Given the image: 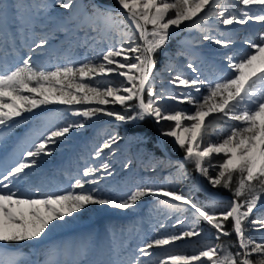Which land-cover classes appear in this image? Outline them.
Wrapping results in <instances>:
<instances>
[{
    "label": "snow or ice",
    "instance_id": "snow-or-ice-1",
    "mask_svg": "<svg viewBox=\"0 0 264 264\" xmlns=\"http://www.w3.org/2000/svg\"><path fill=\"white\" fill-rule=\"evenodd\" d=\"M115 2L119 11L98 3L78 5L76 0H15L12 4L0 0V32H5L9 13H13L21 46L28 49L15 66H5L6 59L0 64V126L11 129L18 123L14 118L23 120L22 113H32L50 104L65 105L68 113L62 121L49 123L31 136L27 148L18 151L15 165L0 171V264H153L150 258L154 247L172 246L176 241L193 237L199 244L194 249L197 255H172L165 251L158 264H264V212L251 220L254 211L264 206V31L255 39L245 38L242 43L247 47L238 48L233 39L225 38L223 33L213 35L205 26L213 17L225 26L250 21L264 23V0ZM56 8L65 12L54 15ZM53 21L55 27L49 28ZM125 21L134 25V29L130 30ZM186 28L196 29L199 35L180 42L175 54L165 51L177 33ZM81 31L85 33L82 42L85 47L93 51L100 47L93 59L85 56L81 62L67 55L63 59L56 55L55 65L32 62L33 54L51 47L57 33L63 32L71 47L72 42L81 43L78 38ZM89 33H96L99 42ZM109 39L112 43L105 44ZM209 41L223 51L219 53V64L216 54H212L210 64L215 74L204 76L197 65L201 55L196 46ZM11 50L19 54L14 42ZM158 53L163 55L167 71L176 73L170 81L176 91L168 98L187 103L191 108L176 111L161 105L165 93L154 90ZM177 57L187 58L186 67L193 75L181 70L183 65ZM108 74L123 79H106ZM204 88L206 94L202 92ZM109 104H119L123 111L109 109L106 107ZM100 116L114 118L124 131L108 133L107 139L95 148L92 159L102 161L99 167L86 166L82 173L70 177L75 180L70 189L42 192L40 186H35L42 197L39 199L22 190V182L44 157L53 155L57 145L70 142L75 133L88 128ZM149 120L157 125L158 146L170 142L183 150L180 161H169L176 169L175 180L186 178L184 162L189 161L211 188L228 189L232 198L218 203L216 193L206 190L208 200L201 205L190 195L175 191L173 184L147 180L126 186L119 196L101 195L99 182L113 176L112 162L103 157V151L107 149L109 156H113L121 142L144 151L149 137L140 129ZM221 123L227 127L218 129L216 126ZM150 158L156 159L154 155ZM131 163L128 159L122 168L131 170ZM148 196L155 197L167 209L190 211L191 230L158 233L161 238L132 251L126 242L116 243L113 232L112 258L94 262L60 258L69 255L73 247L77 256L86 257L90 241L46 245L32 255L20 247H11L43 243L49 233L90 205L131 211ZM249 220L251 229L247 227ZM201 222L215 230L216 241L234 233L235 244L200 243L201 239L207 241L204 229L199 226ZM176 224L183 226L184 221L177 219ZM250 231L259 233L258 239L252 238Z\"/></svg>",
    "mask_w": 264,
    "mask_h": 264
},
{
    "label": "rangeland",
    "instance_id": "rangeland-1",
    "mask_svg": "<svg viewBox=\"0 0 264 264\" xmlns=\"http://www.w3.org/2000/svg\"><path fill=\"white\" fill-rule=\"evenodd\" d=\"M5 2L12 4L15 2V0H5ZM91 3H98L102 6H108L115 11L120 10L115 0H80V5H87ZM59 10L60 8H56L54 10V15L57 14ZM12 15L13 13L10 12L5 29V32L9 29L12 31V37L6 40L8 42H5L3 45H0L3 49L4 46H7L9 48L12 47L13 42L15 46H18L20 43V37L15 30L16 25L12 19ZM125 23L129 24L130 30L134 29V25H131L130 22L125 21ZM255 24L256 23H254V25ZM212 25L220 30L223 29L222 26H224L222 22H220V24L214 23ZM256 25L258 26L259 23ZM211 32L213 34L212 30ZM81 33L82 32L78 34V38L80 37L79 35ZM180 33L183 32L177 33L173 40L167 45L165 51H170L173 54L176 53L177 44L180 42ZM222 33L225 38H227L228 36V38L233 39L236 42V47H242L243 44L241 43L243 41L237 40L238 36L230 35L229 33H227V31H224ZM89 36L94 35L93 33H89ZM96 38L99 42L100 37L96 36ZM80 42V44L72 42L71 47H69V45H63L61 47V50L62 52H64L65 55H67L68 58L81 62L84 61L85 56H87L88 59L91 60L99 53L100 47H97L95 51H93L85 47L82 43V40H80ZM111 43L112 40L107 44ZM243 46L244 48L247 47L245 45ZM101 47H104V51H107L106 46L101 45ZM116 47H119V45H116ZM5 53L7 54L6 57ZM27 53L28 52H24L21 50L19 54L15 55V53L9 49L7 51L0 52V59L7 60L8 58H13V60L10 61V64H8L7 66H15L18 62H20L21 56H26ZM41 56L42 55L34 54L32 57V62L37 65H55L57 63L55 55L46 56L44 60L40 58ZM63 57L61 58L63 59ZM177 60L180 64L183 65V68L181 69L182 71H184L187 75H193L191 71L186 67L188 62L187 58L177 57ZM96 62L99 63L100 61L97 60ZM163 63V55L158 53L156 56L155 68V71L156 73H158V75L155 78L154 90L157 93L163 90L165 93V98L160 102L161 105L169 110L176 111L191 108V106L187 103H180L178 101H174L168 98L170 94L176 91L174 86L170 83V81L174 79L176 73H169ZM197 65L201 68V71L204 76L212 74V69L210 66L203 64V62L201 61L198 62ZM214 74L215 73H213V75ZM105 78L112 79L114 81H119L123 79L122 77H119L116 74H108V76ZM202 92L206 94L207 89H202ZM106 107L109 109H115L116 111H123L122 106H120L119 104H109ZM66 108L67 106L61 104H50L47 106H41L40 110H33V112L29 113V116L25 117L23 120H20L19 118H14L18 121V123L15 124L9 130L8 134L0 141V159L3 158L14 147L15 149L26 148V142L28 141V139L31 136L38 134L39 131H42L47 124L57 123L66 118L68 116V113L65 111ZM25 114L26 113H22V116L24 117ZM150 122L152 124L153 133L152 137H149L150 144L143 146L145 149L144 151H138L135 147L129 148V146L125 142H121L118 144L117 151L113 156H109L107 149L103 151V157L105 159L111 160L112 162L111 170L113 172V176L110 178L105 177L99 182L98 187L102 190L101 195L105 197L109 195L119 196L126 188V186L139 182L140 180H147L155 184H173L175 191L183 192L186 195H190L198 204L204 205L208 200V191L215 192V190L211 188V186L207 183V179L202 176L199 172H196V176L191 175L186 170L185 165L184 172L187 174L186 178L182 180H175L176 175L173 174H176V169L169 163V161L173 163L176 161H180L184 154L180 156H175L169 153L165 146L167 144H170V142H164L162 145H159L160 149L162 150L161 152H155V150L153 151L151 148L154 145H158L160 137L158 134L157 125L152 120H150ZM163 123L166 125L169 122ZM216 127L218 129H223L226 128L227 125L221 123ZM1 128H3V126H1L0 129ZM211 130L212 129H210V131ZM113 131L120 132L121 134H123L124 127L122 125H119L118 122L114 120V118L100 116V118L94 120L88 128L82 130L81 132L75 133L72 136L70 142L65 143L61 146H57V148H66V152L63 157H61L60 159L53 160L44 158L40 161L39 166H41L42 169L48 170L44 178L41 179L38 184H41L44 181H46L48 184H51L53 187L49 191L70 189L71 184L75 182V180L70 179V177H75L77 175L75 169L80 170V173H82L84 167L86 166L99 167V164L102 161L96 160L94 162L92 159L95 148L102 144L105 139H107L108 133ZM172 139L173 138H168L169 141H171ZM152 155H154L156 159H151L150 156ZM128 159L132 161L130 165L131 170L122 168V163L126 162ZM213 163H215V161H213ZM204 166L208 167L207 163H205ZM159 175L162 176L161 179L158 178ZM58 183H62L61 185L63 186L58 187L60 186V184L57 185ZM215 193L216 200L218 203L225 202L232 198L226 194L218 192ZM60 194H62V192ZM148 198L149 199H146L145 201L142 200L138 208L131 210L135 212V214L133 213L132 215L130 213L128 214V212L131 211H121L107 207H100L98 205H90L87 207L86 211L81 210L79 214L75 215L73 218H70L68 223H64L65 226H69L78 221L84 224L86 222H89L91 218L98 219L99 214L101 212L108 211L116 215L123 214L121 216H123L125 220H128L130 223V225H127L125 228H121V226L117 227V224L114 221L103 222L100 227L93 225L87 228H82L69 233L67 236H60L54 240L46 242L39 247V244L36 246L33 245L30 249H27L28 244H20L19 246L12 244L11 247H20L26 254L32 255L38 249L43 250L46 245H77L82 240L90 241L91 247L86 257L77 256L75 247H73V250L69 255H62L60 258L68 260L83 259L89 262H94L101 260H109L112 258L111 248L114 242L112 235L113 232H115V242H126L129 251H132L136 248L141 247L144 243L150 242L152 239L161 238L158 233L179 234L181 231L191 230L193 218L190 211L180 212L175 209L170 210L166 207L160 206L156 202L155 197L150 196ZM172 202L177 204L180 203L176 201ZM182 207L186 206L182 205ZM260 212H264V206L260 207L258 211H254V216L251 220L256 219V216L259 215ZM177 219L184 221L183 226L176 224ZM161 225H163V227H161ZM199 226L204 229L205 237L207 238V241L201 239L200 243H217V241L215 240L216 235L214 229H211V227L206 222H201ZM122 231L124 233L123 237L121 236ZM254 234L258 237L260 235L257 232H254ZM198 247L199 244L197 243V238L193 237L183 239L180 241H176L172 246L154 247L152 249V252L154 254L151 256L150 259L153 261V264H158L157 261H159V259L164 258L165 251L169 252L172 255H197L198 252L194 251V249ZM33 258L35 257L33 256ZM193 264H195V262H193Z\"/></svg>",
    "mask_w": 264,
    "mask_h": 264
},
{
    "label": "bare ground",
    "instance_id": "bare-ground-1",
    "mask_svg": "<svg viewBox=\"0 0 264 264\" xmlns=\"http://www.w3.org/2000/svg\"><path fill=\"white\" fill-rule=\"evenodd\" d=\"M76 3L78 5H80V0H76ZM74 11H75V9H74ZM64 12H65V10L60 9L57 14H63ZM214 23L220 24V22L216 18L213 17V18H209V21L205 25L206 27L210 28V30L213 31V35L218 36L220 33L227 31V33H229L230 35L238 36L237 40H240V41H243L245 38H247L249 36H251L253 39H255L258 37L260 32L264 31V23L257 22V21H250L245 25H239V24H233L230 26L224 25V26H222L223 29H221V30L218 28H215L212 25ZM254 23H256V24L259 23V25L258 26L256 24L254 25ZM48 27L54 28L55 22L53 21V22L49 23ZM148 27L151 28L150 25ZM15 28H16V26H15ZM81 32L82 33L79 35L80 36L79 40L83 41L85 38V33L83 31H81ZM179 32H183V33H180V35H181L179 38L180 42L191 40V39H193L199 35L198 31L194 28H186V29H183ZM93 35L98 36L96 33H93ZM11 37H12V31L10 29L7 30L5 33L0 32V45H3L5 42H8L6 40H8ZM227 38H228V36H227ZM110 41H111V39L105 41V44L109 43ZM29 43H31V41H29ZM69 43H70V41H69V39H67L65 37V34L63 32H59L56 34L55 38L51 40V47L50 48L41 49L40 52L35 53V55H42L40 57V58H42V60H44L46 56L60 55L61 57H63L65 54H64V52H62L61 47L63 45H69ZM178 44H177V47H178ZM241 44H243V43H241ZM12 47L9 48L7 46H4L3 52L7 51L9 49L11 50ZM15 47L18 50V53H20L21 50L24 52H28V49L26 47L21 46V42L19 43L18 46H15ZM196 47H197V51L201 55V60H198L197 63L200 61H203V64H206V65L211 67L210 60H211L213 53L216 54L215 55L216 62H220L219 53L222 52L223 50L220 49L218 45H215L209 41V42H203L202 44H199ZM240 47H238V48H240ZM242 47H244V46L242 45ZM15 55H17V53H15ZM119 59L122 60L123 57H119ZM12 60H13V58H8L6 60L5 66L10 64V61H12ZM4 62H5L4 59H0V64H4ZM165 63L166 62L164 60V63H163L164 66H165ZM217 64H219V63H217ZM213 73L214 72L212 70V74ZM28 116H29V113H26L24 118L28 117ZM172 123L174 124V122H172ZM9 130L10 129H8L6 127H3L0 129V141L8 134ZM26 145H27V142H26ZM57 146H61V145H57ZM57 146L55 147L56 149H54L53 155H51V157L49 156V157H44V158H47L49 160H53V159H60L61 157H63L65 152H66V148L65 149L61 148V147L57 148ZM26 148H27V146H26ZM19 150L20 149H15V147H14L3 158L0 159V171H4L5 168L10 170V168L15 165V162L19 159V157L17 155ZM47 170L48 169H42L41 166L33 168L31 170V174L29 175V177L25 180L27 182H25V181L22 182V190L24 192H29L31 194V198H37V199L42 198L41 194L36 192L35 186H40L42 192H48L53 187L51 184H48L46 181H44L41 184H38V182L41 179H43L44 176L46 175ZM75 172L80 173V170L75 169ZM173 175H176V174L174 173ZM158 178L161 179L162 176L159 175ZM59 184H60V186H58V187L63 186V185H61L62 183H58L57 185H59ZM129 213L131 215L133 213L135 214L134 211L128 212V214ZM121 215H123V214H121ZM121 215H116L114 213L105 211V212H101L99 214L98 219H92V218H91V220L88 219L90 221L86 222L84 224H82V222H80V221H78L74 224H71L69 226H65L64 224H62L61 227H58V228H56V230L49 233L48 236H46L44 238L43 243L39 244L38 247L43 245L46 242L54 240L60 236H67L69 233L74 232V231L79 230V229H82V228H87V227H90L93 225L100 227L103 222L114 221L117 224V227L121 226V228H125L127 225H130V223L128 220L126 221L125 218ZM89 235H90V233H89ZM89 235H88V237H89ZM32 246H33L32 244H28L27 249L32 248Z\"/></svg>",
    "mask_w": 264,
    "mask_h": 264
},
{
    "label": "trees",
    "instance_id": "trees-1",
    "mask_svg": "<svg viewBox=\"0 0 264 264\" xmlns=\"http://www.w3.org/2000/svg\"><path fill=\"white\" fill-rule=\"evenodd\" d=\"M157 61H158V60H157ZM140 130H141V131H146V132L148 133V137H152L153 128H152V124H151L150 120H149L146 124H144ZM150 140H151V138H150ZM148 144H150V143L148 142ZM165 147H166V149L168 150L169 153H171V154H173V155H175V156H180V155H183V154H184V153H183V150L179 149L178 146L174 147V146L172 145V143L167 144ZM150 148H151V147H150ZM151 149H152L153 151L155 150V152H161V151H162L158 145H154ZM184 165H185V167H186V170H187L191 175L196 176V172H197V171L195 170L194 164H193L192 162L186 161V162H184ZM237 179H238V177H237ZM235 185H236V180L234 179V180H233V187H235ZM214 190H215V192L222 193V194H226V195H229L230 197H232V193H231L228 189H224V188H222V187H217V188H215ZM200 194H201V193H200ZM200 194H199V195H200ZM148 197H150V196H148ZM148 197H145L143 200L149 199ZM253 216H254V214L252 215L251 219L253 218ZM227 227H228L229 229L231 228V222H229V223L227 224ZM247 227H248L249 229L252 228V224L250 223V220L248 221ZM214 231H215V230H214ZM215 235H216V232H215ZM249 235L252 236V238H254V239H258V236L255 235L253 231H250V232H249ZM236 239H237V238H236L235 234L233 233V234H232L231 236H229V237H222V238H221V241H217V243L223 242L224 244H235ZM13 245H17V244H13ZM18 246H19V245H18ZM232 251L235 252L236 249L233 248ZM253 259H256V257L254 256Z\"/></svg>",
    "mask_w": 264,
    "mask_h": 264
}]
</instances>
